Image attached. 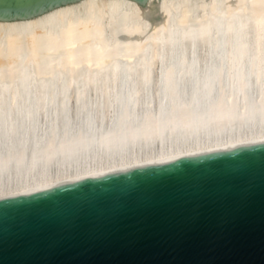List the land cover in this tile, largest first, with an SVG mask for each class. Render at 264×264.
<instances>
[{"label":"bare ground","instance_id":"obj_1","mask_svg":"<svg viewBox=\"0 0 264 264\" xmlns=\"http://www.w3.org/2000/svg\"><path fill=\"white\" fill-rule=\"evenodd\" d=\"M263 139L264 0L0 20V198Z\"/></svg>","mask_w":264,"mask_h":264},{"label":"water","instance_id":"obj_2","mask_svg":"<svg viewBox=\"0 0 264 264\" xmlns=\"http://www.w3.org/2000/svg\"><path fill=\"white\" fill-rule=\"evenodd\" d=\"M78 1L0 0V20ZM0 264H264V139L0 198Z\"/></svg>","mask_w":264,"mask_h":264}]
</instances>
